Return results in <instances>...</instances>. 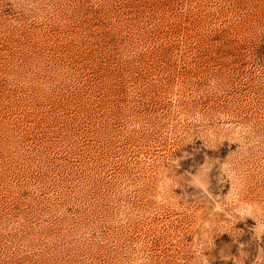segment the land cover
<instances>
[{"label": "rangeland", "instance_id": "1", "mask_svg": "<svg viewBox=\"0 0 264 264\" xmlns=\"http://www.w3.org/2000/svg\"><path fill=\"white\" fill-rule=\"evenodd\" d=\"M0 264H264V0H0Z\"/></svg>", "mask_w": 264, "mask_h": 264}]
</instances>
